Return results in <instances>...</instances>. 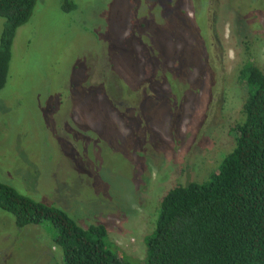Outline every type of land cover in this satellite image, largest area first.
<instances>
[{"label": "rangeland", "instance_id": "1", "mask_svg": "<svg viewBox=\"0 0 264 264\" xmlns=\"http://www.w3.org/2000/svg\"><path fill=\"white\" fill-rule=\"evenodd\" d=\"M76 1L67 12L36 0L15 33L0 182L83 227L104 224L143 261L161 196L206 180L234 147L247 95L238 71L249 59L264 73V37L251 23L240 37L235 0ZM40 226L17 228L0 209V264H60Z\"/></svg>", "mask_w": 264, "mask_h": 264}, {"label": "trees", "instance_id": "2", "mask_svg": "<svg viewBox=\"0 0 264 264\" xmlns=\"http://www.w3.org/2000/svg\"><path fill=\"white\" fill-rule=\"evenodd\" d=\"M35 4L0 0V89L9 76L15 33ZM234 5L231 13L242 14L240 37L250 38V23L259 26L260 31L254 30L264 37V0H235ZM61 7L74 11L77 1L61 0ZM252 17L260 18V25ZM238 72L247 95L242 118L234 126V147L206 180L176 184L161 196L154 228L144 237L143 261L111 242L104 224L83 227L63 209L2 182L0 209L13 217L17 228L46 223L40 227L60 249V264H264V73L249 59ZM149 80L158 91L164 88L153 73Z\"/></svg>", "mask_w": 264, "mask_h": 264}]
</instances>
